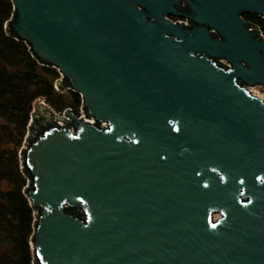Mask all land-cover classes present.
Here are the masks:
<instances>
[{
  "label": "water",
  "instance_id": "1",
  "mask_svg": "<svg viewBox=\"0 0 264 264\" xmlns=\"http://www.w3.org/2000/svg\"><path fill=\"white\" fill-rule=\"evenodd\" d=\"M13 2L94 118L33 107L38 263L264 264V0Z\"/></svg>",
  "mask_w": 264,
  "mask_h": 264
},
{
  "label": "trees",
  "instance_id": "2",
  "mask_svg": "<svg viewBox=\"0 0 264 264\" xmlns=\"http://www.w3.org/2000/svg\"><path fill=\"white\" fill-rule=\"evenodd\" d=\"M15 17L13 0H0V264H39L32 246L39 209L28 196L32 179L22 146L38 100L57 112L71 108L78 113L82 97L68 88L66 79L61 91L55 88L59 71L42 64L28 43L14 35L10 24ZM242 17L258 38H264L262 16L243 13ZM67 211L83 215L81 209Z\"/></svg>",
  "mask_w": 264,
  "mask_h": 264
},
{
  "label": "built area",
  "instance_id": "3",
  "mask_svg": "<svg viewBox=\"0 0 264 264\" xmlns=\"http://www.w3.org/2000/svg\"><path fill=\"white\" fill-rule=\"evenodd\" d=\"M180 23H185V24H188V21L187 20H180L179 21ZM250 29H253V28H250ZM262 34V33H261ZM263 36V35H262ZM224 63H226L227 64V62L224 60ZM54 68V67H53ZM58 71H59V73H60V78H58V80H61L62 81V77H63V74H62V72L58 69V68H56ZM252 87V86H251ZM262 87V86H261ZM55 88L58 90V91H61V89H60V87H58L57 86V80L55 81ZM249 90H250V87H249ZM251 91V90H250ZM252 92V91H251ZM254 95H256L254 92H252ZM257 96V95H256ZM259 97V96H258ZM42 102L47 106V107H49L52 111H53V113H55L56 115H59V114H62L63 116H65L67 119H70V117L69 116H67L66 114H65V111L67 110V109H69L75 116H77L78 118L79 117H83L84 118V120L85 121H87V122H94V118H92V117H89V116H87V114H84L83 113V111H82V109H81V106H80V108H79V111H78V113H76L73 109H71V108H67V109H65V110H63V111H61V112H57V111H55L52 107H50L49 105H47V103L44 101V100H42ZM83 102V101H82ZM82 105V104H81ZM34 113V109L32 110V113H31V119H30V123H31V121H32V114ZM29 123V124H30ZM26 137H27V135H26ZM23 146H24V144H23ZM23 146H22V148H23Z\"/></svg>",
  "mask_w": 264,
  "mask_h": 264
},
{
  "label": "rangeland",
  "instance_id": "4",
  "mask_svg": "<svg viewBox=\"0 0 264 264\" xmlns=\"http://www.w3.org/2000/svg\"><path fill=\"white\" fill-rule=\"evenodd\" d=\"M250 90L252 92H254L257 96H259L260 98L264 99V88L261 86H252L250 87ZM1 122V120H0ZM215 217H218V214L215 215Z\"/></svg>",
  "mask_w": 264,
  "mask_h": 264
},
{
  "label": "flooded vegetation",
  "instance_id": "5",
  "mask_svg": "<svg viewBox=\"0 0 264 264\" xmlns=\"http://www.w3.org/2000/svg\"><path fill=\"white\" fill-rule=\"evenodd\" d=\"M183 7V6H182ZM171 19L173 20V21H176V22H179L180 20H187V19H182V18H176V17H171ZM188 21V20H187Z\"/></svg>",
  "mask_w": 264,
  "mask_h": 264
}]
</instances>
